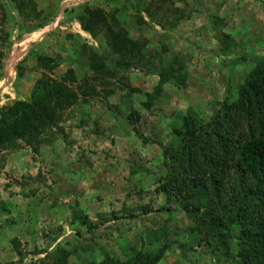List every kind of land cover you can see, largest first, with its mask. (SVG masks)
Wrapping results in <instances>:
<instances>
[{"label": "rangeland", "instance_id": "obj_1", "mask_svg": "<svg viewBox=\"0 0 264 264\" xmlns=\"http://www.w3.org/2000/svg\"><path fill=\"white\" fill-rule=\"evenodd\" d=\"M32 5V13L21 8L18 14L9 0H0V106L27 99L42 73L57 81L68 69L95 95L63 111L62 137H49L35 153L24 146L0 150V264L42 259L50 264L58 250L69 254L67 264L98 262L104 255L124 261L135 252L159 249L157 264H235L232 249L228 255L210 253L196 243L187 232L189 221L154 191L153 179L164 171L158 143L174 140L172 130L182 116L208 119L217 104L235 97L237 85L264 58V0H34ZM84 7L100 8L130 39L145 41L142 52L149 65L157 57L161 65L181 60L186 86L164 84L160 97L144 110L140 104L156 84L157 69L118 67L102 36L92 38L73 18ZM5 10L11 23L2 20ZM212 16L222 20L218 30L233 39L232 49H219ZM37 24L42 28L27 33ZM83 46L105 56L114 79L93 80ZM37 55L55 58L57 67L42 72L35 65ZM128 93L140 116L137 130L147 143L126 121ZM145 206L147 212L141 209ZM74 212L87 224L78 223Z\"/></svg>", "mask_w": 264, "mask_h": 264}, {"label": "trees", "instance_id": "obj_2", "mask_svg": "<svg viewBox=\"0 0 264 264\" xmlns=\"http://www.w3.org/2000/svg\"><path fill=\"white\" fill-rule=\"evenodd\" d=\"M33 1L9 0L18 14H21V8H28L32 13ZM143 10L148 16L152 15L146 8ZM5 12L2 20L11 23L10 15L6 16L10 14L9 10ZM73 18L92 38L102 36L104 47L119 60L118 67L129 69L140 64L157 69L156 84L150 93L144 94L145 102L140 104L144 110L147 111L160 97L164 84L186 86L181 60L174 57L161 65V60L154 54L156 62L149 65L151 63L144 60L142 52L145 41L130 39L112 15L100 8L84 7ZM176 20L177 17L173 25ZM221 21L217 16L211 18L216 32L214 40L220 50L232 49L235 46L233 39L218 30ZM42 26L34 25L27 33ZM82 49L93 80L115 78L102 53L86 46ZM35 61L42 72H50L58 65L55 58L48 56L37 55ZM20 65L17 63L14 69L17 76L21 75ZM124 88L133 91L127 85ZM93 95L95 90L84 80L78 84L70 69L57 81L42 73L34 81L27 99L0 106V150L15 151L24 146L35 153L41 144L49 142V137H62L63 130L58 127L62 112L78 102H86ZM129 95L125 96L126 121L133 134L142 143H147L149 140L137 130L140 116L130 106ZM211 113L206 120L192 113L185 114L172 130L174 140L158 143L164 171L153 179L154 191L161 194L167 204L172 203L182 211L190 223L188 234L198 245L207 246L210 253L223 250L227 254L232 249L230 256L235 264H264V58L255 62L237 85L235 97L223 100ZM141 209L147 212V206ZM163 209L161 207L160 211ZM122 211L131 213L129 209ZM72 215L81 225L87 224L85 216H80L79 212ZM162 253L161 249L135 252L124 261L104 255L100 261L87 264H157ZM68 256L67 252L58 250L50 264H67ZM38 264H45L44 260H39Z\"/></svg>", "mask_w": 264, "mask_h": 264}]
</instances>
